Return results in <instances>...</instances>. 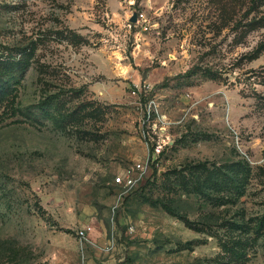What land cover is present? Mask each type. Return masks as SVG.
Wrapping results in <instances>:
<instances>
[{
	"label": "rangeland",
	"instance_id": "1",
	"mask_svg": "<svg viewBox=\"0 0 264 264\" xmlns=\"http://www.w3.org/2000/svg\"><path fill=\"white\" fill-rule=\"evenodd\" d=\"M13 3L0 42L34 55L0 109V264H206L225 235L264 264V0Z\"/></svg>",
	"mask_w": 264,
	"mask_h": 264
},
{
	"label": "trees",
	"instance_id": "2",
	"mask_svg": "<svg viewBox=\"0 0 264 264\" xmlns=\"http://www.w3.org/2000/svg\"><path fill=\"white\" fill-rule=\"evenodd\" d=\"M26 0H14V8L22 6ZM8 4H2L6 6ZM251 7L244 14L251 12ZM256 22H264V13ZM34 55V41L31 40L23 45L5 46L0 42V109H15V82L18 74L24 73L31 64ZM43 67V65H41ZM50 95L43 97L37 105L45 107L50 103ZM31 106V105H28ZM27 106V107H28ZM197 223H201L198 220ZM260 227V226H259ZM252 241L245 238H225L220 241L222 253L206 259V264H245L249 259V248Z\"/></svg>",
	"mask_w": 264,
	"mask_h": 264
},
{
	"label": "built area",
	"instance_id": "3",
	"mask_svg": "<svg viewBox=\"0 0 264 264\" xmlns=\"http://www.w3.org/2000/svg\"><path fill=\"white\" fill-rule=\"evenodd\" d=\"M150 111L147 109V116H150ZM151 156L155 157L160 154V152L163 150V142L156 141L155 143L151 144ZM134 169L139 170V174L135 173ZM143 171V165L141 163H138L136 167L131 166L128 167L124 172L114 176V180L117 184L122 185L125 188H131L135 185L137 179L139 178L140 174ZM92 229V225L85 224L79 229L76 230V236L80 241H84L87 239V235L89 231Z\"/></svg>",
	"mask_w": 264,
	"mask_h": 264
},
{
	"label": "water",
	"instance_id": "4",
	"mask_svg": "<svg viewBox=\"0 0 264 264\" xmlns=\"http://www.w3.org/2000/svg\"><path fill=\"white\" fill-rule=\"evenodd\" d=\"M136 18H137V14L134 12V13L131 15V17H130V20H131V21H135Z\"/></svg>",
	"mask_w": 264,
	"mask_h": 264
}]
</instances>
